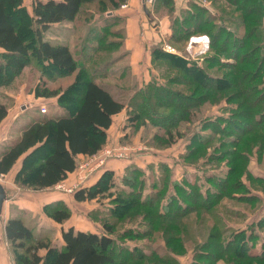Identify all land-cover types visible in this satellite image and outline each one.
Masks as SVG:
<instances>
[{
	"label": "trees",
	"instance_id": "obj_1",
	"mask_svg": "<svg viewBox=\"0 0 264 264\" xmlns=\"http://www.w3.org/2000/svg\"><path fill=\"white\" fill-rule=\"evenodd\" d=\"M125 1L33 0L29 11L24 0H0V87L10 85L30 62L52 80L76 74L64 89L46 83L44 90H38L37 97H56L63 112L28 121L20 136L0 151V174L10 173L21 159L18 184L36 189L54 187L76 170L79 154L93 155L104 147L113 117L124 109L127 127L136 132L148 123L160 130L154 138L164 145L180 141L184 127L199 122L186 144L183 161L196 162L217 140L211 161L227 159V173L224 177L210 173L203 181L200 173L193 172L189 178L176 180L168 163L161 164L162 174H147L133 166L126 170L122 185L115 180L114 169H104L95 183L74 193L78 202L109 199L97 211L102 232L62 228L63 244L57 246L48 231L38 230L25 216H10L4 229L14 263L178 264L169 254L192 248L189 264H218L221 260L264 264V238L259 251H252L255 238H259L257 232L264 234V217L249 233L220 226L214 211L224 199L242 200L246 196L245 200L256 202L248 195L243 177L253 150L257 148L259 159L264 154V0H222L223 11L214 13L192 3L173 18L170 40L185 42L194 34L209 35L210 53L204 67L164 51L158 43L151 47V62L160 70L159 77L153 74L140 85L124 42L125 18L115 13ZM161 2L175 8L173 0ZM84 5H88L84 9L88 17L104 16L101 31L89 34L91 40L99 42L90 51L106 61L108 68L113 65L111 71L95 62L93 70L85 63L80 65L68 43L44 37L54 24L74 23ZM116 48L129 58L112 64L110 54H102ZM122 62L118 72L115 69ZM110 77L129 88L127 103L113 94L107 83ZM221 100L231 103L225 109L228 114L203 119L204 106ZM7 114V105L0 103V123ZM148 182L151 190L146 195ZM113 187L116 193L111 191ZM241 190L245 195L239 193ZM44 211L61 225L72 215L69 207L58 201L45 205ZM208 214L212 217L207 222L210 228L198 239L195 223H204ZM134 224L137 227L133 228ZM226 231L233 233L227 235ZM143 239H156V248L144 251L126 241Z\"/></svg>",
	"mask_w": 264,
	"mask_h": 264
},
{
	"label": "rangeland",
	"instance_id": "obj_2",
	"mask_svg": "<svg viewBox=\"0 0 264 264\" xmlns=\"http://www.w3.org/2000/svg\"><path fill=\"white\" fill-rule=\"evenodd\" d=\"M33 0H24V5L31 11V3ZM188 6L186 8L179 9L178 12H176V9H167V13L170 14L171 23L173 18L179 14L182 13V11H186L190 8V5L192 3H200L202 6L206 7L214 13V11H223V5H225L224 1H218V0H187ZM88 7V5H84L83 9L81 11V14L79 15L78 19L74 23H69L67 26L65 24H56L52 25V27L46 31L44 37L50 40H58V41H64L67 42L70 45V48L72 49L73 54L75 55L76 59L78 60L79 64L85 63L86 68L93 70L96 68V66H93V62H95L98 66H107V63L102 58L96 57L94 53L90 51L92 46H98L99 42L97 40H91V36H89L90 32L93 31H101V27L104 25L105 21L103 19V15L97 16L95 18H90L85 14V8ZM228 9V8H227ZM163 12V11H162ZM176 13V15H175ZM229 26H233L231 22L229 21ZM194 35H200V34H194ZM55 36H60V39H57ZM192 36V35H191ZM190 38V36H189ZM189 38L183 42H174L173 40H170L168 38H164L162 40V49L164 43L171 44L175 49L178 50V52L183 53L182 57H188V54L185 52L186 44L188 43ZM91 40V41H89ZM211 45V42H210ZM164 50V49H163ZM165 51V50H164ZM167 52V51H166ZM1 53V51H0ZM123 50L122 49H113L111 52L103 53V56L109 55V61L114 64L115 61H125L129 58V56H122ZM170 53V52H169ZM210 53V49L207 50L203 55H201L199 63H195L200 65L201 67H204L205 63V57ZM174 54V53H173ZM102 56V57H103ZM202 58V59H201ZM187 59V58H186ZM195 59V58H193ZM232 59V58H231ZM229 59L231 62L233 60ZM194 63L195 60H189ZM111 65V64H110ZM124 65V62L119 63L117 65V68L115 70H119V68H122ZM150 69H149V75H157L160 74V70H157L156 67H154V64L150 62ZM113 66V65H112ZM112 66H110L107 69L109 71L113 70ZM159 71V72H158ZM222 71V70H221ZM113 72V71H112ZM119 72V71H118ZM162 72V71H161ZM111 73V72H109ZM139 76L143 77L142 73H145V75L148 76L146 73V70L143 71L142 66L140 65L138 68ZM76 74H73L71 76H62L59 79H54L48 77L47 75H44L40 69L36 67V63L30 62L28 63L16 76L14 81L10 83L8 86L0 87V101L4 100L7 101L8 99H14V97H10L8 91L10 93H14L15 95L20 94V98L18 99L17 103H15V107H13V111H11V117L10 122L7 124H10L9 127L3 126L0 128V150L6 148L9 143H11L13 140L17 139L21 134V129L23 126L33 118L37 116H44L47 115H59L63 111L60 110L61 106L57 101L56 97H37L36 93L38 90H44V85L47 83V85H51L56 87H61L62 89L65 88V86L70 81L73 80ZM138 75V74H137ZM111 76V75H110ZM158 76V75H157ZM135 81L137 84H142L146 82L143 79L138 78L135 74ZM159 77V76H158ZM116 78V76H115ZM149 78V77H148ZM161 79V77H160ZM131 80V79H130ZM60 82V83H59ZM51 83V84H50ZM107 83L109 87L111 88L113 94L116 97H119L123 99L127 103V99L129 96V88L123 87L120 80L113 79L112 77L108 78ZM124 89V90H123ZM31 104H29V103ZM28 103V104H27ZM20 104L24 105V107H21ZM44 105L47 108L46 113H42L39 109L40 105ZM228 106H232L231 103H228L226 100H221L219 103L214 105H206L204 110V117L203 119L209 118V117H215L219 116L220 114H228V111L225 109ZM23 108V109H22ZM127 112V110H126ZM124 113L122 115V121L124 123V127H126V130H123L121 133H123L121 136H117V131H113L111 133H108V136L110 138L107 139V142L104 146L110 145H117L118 143H122L121 140L124 142L122 144H128L133 146V150L128 155L129 158L125 159L129 162L123 161V159L118 158H111L108 157L105 161V165L103 166H96V161L91 158L90 155H85L82 157H77V167L76 171L73 174V179L76 178V185L75 183H72V180H68L67 182H61L62 186H58L59 184L55 185L52 188H46V189H36L29 186H22L16 182V173L14 172V169L17 168L19 170L21 159L18 160V162L15 164V168L6 176H1L0 182L4 185L7 191V199L4 202L3 211L2 214L5 217L8 214H21L25 216V218L31 222L33 225H36L37 228H42L43 231H48L49 236L53 239L54 233L59 229V226H51L49 223L50 220L53 221L51 217L47 215V213L44 211V206L48 203H54L56 201L67 205L71 211H73L75 215V220L78 219V222L83 218H88L91 220L92 223H98V225H101L100 218L101 216L97 215V211H100L101 208L105 207L109 203V199L106 198L102 202L100 200L94 199L92 201H85V202H78L75 200L73 191H70V188L72 187L73 190H75L77 187H82L83 185L88 186L95 183V181L98 179V177L101 175L99 174L101 170L107 165L108 162L110 164L114 162V166L116 167V181L120 184H122V178L126 174V170L133 166H138L139 168L143 169L147 174L151 173L153 174V171L155 173H161V164L168 163L172 168V175L176 180H182V177L187 176L189 178L191 173H200V179L204 181L206 176L213 174L217 175L219 177H224L225 173H227V159L221 160L219 162L213 160L211 161V152L214 149V146L217 143V140L211 144V146H208L206 149V154L204 156H201L197 159L194 163H186L182 159V154L186 152V144L189 142L191 137L193 136L195 130L199 126V122H195L192 124H189L188 127H184L182 137H180V141L173 143L172 145H164L160 144L157 141H155L154 134L160 133L159 129H155L151 127L148 123L142 126L140 129H138L136 132H134L131 127H127V113ZM16 114V116H15ZM12 115L15 116L14 119H12ZM121 119V118H120ZM117 122V120H115ZM6 125V124H5ZM120 126H122V122L120 121V124L117 126L119 129ZM122 128V129H123ZM179 139V138H178ZM232 141H234V138H232ZM154 142V144H153ZM142 147L141 150H139V147ZM257 148L253 150V152L248 156V161L246 162V168L247 172H245V176L243 177V183L244 186L250 191L248 195L251 197H255L256 202L253 203L249 202L248 200H245L246 196L242 200L240 199H224L220 202L219 206L214 209L215 215L217 216V220L220 222V226L227 227L228 229H232L233 231H239L241 229H244L248 231L249 233L252 232L251 226L256 224L258 221H261V219L264 217V154L260 157L256 152ZM186 163V164H185ZM17 170V171H18ZM172 181V180H171ZM170 181L169 188L172 187ZM88 184V185H87ZM205 184V183H204ZM123 185V184H122ZM126 187V186H124ZM209 187V186H208ZM151 190L150 183L148 182L147 185L144 188V193L147 195L149 191ZM114 193L117 192L115 187L111 189ZM244 191L241 190L239 193L244 194ZM71 195L73 197H71ZM239 195V194H238ZM249 196V197H250ZM20 197H30L37 199V211L33 210H27V211H21L19 212V205L25 204L24 200ZM64 197V198H61ZM238 197V196H236ZM258 199H257V198ZM9 212H8V205ZM90 209L92 210V214H89ZM198 213V212H196ZM196 213H192V215H196ZM142 219V218H140ZM194 219V218H193ZM212 219L209 214L205 217L204 223L202 224L195 223L197 227V234L198 239H202L207 231L205 229H209L210 225L207 223ZM69 222H72V218ZM68 222V223H69ZM199 222V221H197ZM52 223V222H51ZM137 226H133L135 228ZM40 228V229H41ZM200 229V230H199ZM231 230V231H232ZM123 231V228L120 229L119 233ZM200 231V233H199ZM233 232L226 231L227 235H230ZM258 237L255 238V243L252 247V251H259V248L262 247L261 238H264V234L261 231H258ZM127 245H132L134 247V244L138 246L139 248L143 249L144 251H148L151 248H156L158 241L156 242V239L153 240V242H150L148 239L138 240V241H132L128 242ZM201 241V240H199ZM162 245L164 243L162 242ZM10 246V245H9ZM194 250L189 249L185 253H179V254H169L174 256V258L177 260L178 264H189V262L193 259ZM218 264H228L225 261L221 260L218 262Z\"/></svg>",
	"mask_w": 264,
	"mask_h": 264
},
{
	"label": "crops",
	"instance_id": "obj_3",
	"mask_svg": "<svg viewBox=\"0 0 264 264\" xmlns=\"http://www.w3.org/2000/svg\"><path fill=\"white\" fill-rule=\"evenodd\" d=\"M173 1L175 2L176 12H178L179 9L186 8L188 6L187 0H173ZM123 4H125V6H122ZM166 8L169 9L168 6L162 4L161 0H155V2L149 7L145 6L143 0H126L115 10L116 14H119L125 18V40L124 42H125L126 48L130 52V65L132 67L133 73L138 78L143 79L146 82L150 80L151 78V75H149V72H150L149 69L151 66L150 65L151 47L155 44L162 43V40L164 38L170 39L171 37V33H172L171 18H170V14L167 13L168 11ZM68 24L69 23H65L66 26ZM55 37H57V39H60V36H55ZM140 65L142 66L143 71L146 70V73L148 74V76L145 75V73H142L143 77L139 76L138 68ZM8 93L10 94L8 96L10 97L12 96L14 97V99H8L7 101H4V100L0 101V103H3L7 105L8 107V114L0 123V128L3 126H5V128L9 127L10 124H7V123L10 122L9 119L11 117V111H13L14 109L13 107H15L14 106L15 103H17L18 99L20 98V94L15 95L14 93H10V91H8ZM20 106L24 107V105L22 104H20ZM41 106L42 104L39 107L40 111H41ZM125 112H126V109H124L122 112H120L119 114L113 117V123L110 126V128L107 130V133H111V131H113V136H114V131L118 130L117 136H121L123 134L121 132L123 130H126V128H123L124 123L122 121V115ZM15 116L12 115V119H14ZM115 120H117V122ZM120 121L122 122V126H120V128L118 129L117 126L120 124ZM108 138L110 137L108 136ZM82 156H85V155L83 154L78 155V157H82ZM123 161L129 162L128 160H125V159H123ZM110 162L107 163V165L103 168V170L107 168L114 169V170L116 169V167L114 166V162H112L111 164ZM17 168L14 169L15 173L18 170ZM103 170H101V172ZM75 171L69 173L67 178L61 182H67L70 179L72 180V183L73 184L75 183L76 185L77 184L76 178L73 179V174L75 173ZM101 172L99 174H101ZM6 175L7 174L1 173L0 180L2 179L1 176H6ZM79 188L81 187H77L75 190H73L72 187L70 189H72L71 192L73 191L75 193V191L78 190ZM71 197L73 196L71 195ZM20 198L24 200L25 204L19 205L20 207L19 212L27 211V210L37 211V207L39 205L37 204L38 202L37 199L30 198V197H20ZM61 198H64V197H61ZM9 207H10V204L8 205V209H7L8 212H9ZM92 210H95V209H90L89 214L94 213L92 212ZM15 215H20V214H11V215L8 214L5 217V219H4L3 214L1 215L2 219L0 221V264H15L13 257H12L11 250H10L9 243L5 236V229H4L7 219L10 216H15ZM71 218H72V222H69ZM49 223L51 224L52 227L56 225L59 226V229L55 231L54 238H53V241L57 246H61L63 244V239H62V234H61L62 228L67 229L69 227H74L76 230L91 231V232H98V233L102 232V226L98 225V223L96 222L92 223L91 220H89L88 218H83L79 223L78 219L75 220V215L73 211H72L71 217L62 225L58 222H55L54 220L53 221L50 220ZM40 228L41 227H39L38 230H42V228L41 229ZM40 254L42 255L45 254V250H40Z\"/></svg>",
	"mask_w": 264,
	"mask_h": 264
},
{
	"label": "built area",
	"instance_id": "obj_4",
	"mask_svg": "<svg viewBox=\"0 0 264 264\" xmlns=\"http://www.w3.org/2000/svg\"><path fill=\"white\" fill-rule=\"evenodd\" d=\"M145 6L149 7L152 5L155 0H143ZM122 6H125L123 4ZM210 37L207 34H200V35H192L190 36L188 43L186 44V49L185 52L188 54V57H186L188 60H195L194 62L199 63L201 55H203L207 50L210 49ZM163 49L167 52L182 55L183 53L178 52L177 49H175L171 44L169 43H164ZM195 58V59H193ZM202 59V58H201ZM47 111V108L42 105L41 106V112L45 113ZM133 146L128 145V144H122L118 143L117 145H107L104 146L100 151L97 153L90 155L93 160L96 161V166H103L105 165V160L108 157L111 158H118V159H127L129 158L128 155L131 153L133 150ZM139 150L142 149L140 146L138 148ZM59 187L62 186L61 182L58 183ZM72 189H70L71 191Z\"/></svg>",
	"mask_w": 264,
	"mask_h": 264
},
{
	"label": "water",
	"instance_id": "obj_5",
	"mask_svg": "<svg viewBox=\"0 0 264 264\" xmlns=\"http://www.w3.org/2000/svg\"><path fill=\"white\" fill-rule=\"evenodd\" d=\"M7 199V191L4 185L0 182V221H1V215L3 211L4 202Z\"/></svg>",
	"mask_w": 264,
	"mask_h": 264
}]
</instances>
